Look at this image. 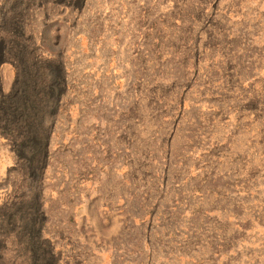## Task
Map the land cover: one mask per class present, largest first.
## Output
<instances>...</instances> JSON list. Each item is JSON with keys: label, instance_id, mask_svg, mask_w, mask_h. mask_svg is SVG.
<instances>
[{"label": "rangeland", "instance_id": "rangeland-1", "mask_svg": "<svg viewBox=\"0 0 264 264\" xmlns=\"http://www.w3.org/2000/svg\"><path fill=\"white\" fill-rule=\"evenodd\" d=\"M18 51L66 87L41 170L0 130V264H264V0H0L2 95Z\"/></svg>", "mask_w": 264, "mask_h": 264}, {"label": "trees", "instance_id": "trees-1", "mask_svg": "<svg viewBox=\"0 0 264 264\" xmlns=\"http://www.w3.org/2000/svg\"><path fill=\"white\" fill-rule=\"evenodd\" d=\"M17 56L21 66L16 80L8 94L0 93V130L14 140L18 139L13 152L39 171L47 159L50 125L66 87L65 77L56 62L40 67L23 51H18ZM37 201L38 195L34 193L31 199L33 212L25 215L23 211L17 222L29 235L31 249L38 254H47L50 260L48 246L39 238Z\"/></svg>", "mask_w": 264, "mask_h": 264}]
</instances>
